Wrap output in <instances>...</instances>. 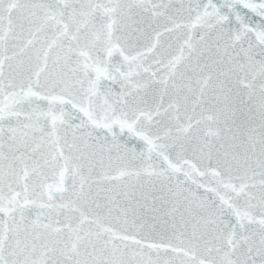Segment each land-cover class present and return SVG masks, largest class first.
<instances>
[{
  "label": "snow or ice",
  "instance_id": "obj_1",
  "mask_svg": "<svg viewBox=\"0 0 264 264\" xmlns=\"http://www.w3.org/2000/svg\"><path fill=\"white\" fill-rule=\"evenodd\" d=\"M0 264H264V0H0Z\"/></svg>",
  "mask_w": 264,
  "mask_h": 264
}]
</instances>
